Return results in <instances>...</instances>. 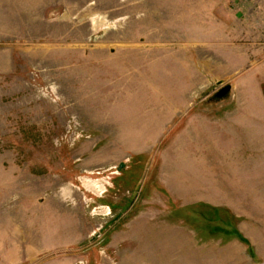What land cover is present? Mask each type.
I'll use <instances>...</instances> for the list:
<instances>
[{
  "label": "rangeland",
  "instance_id": "obj_1",
  "mask_svg": "<svg viewBox=\"0 0 264 264\" xmlns=\"http://www.w3.org/2000/svg\"><path fill=\"white\" fill-rule=\"evenodd\" d=\"M0 264H264V0H0Z\"/></svg>",
  "mask_w": 264,
  "mask_h": 264
},
{
  "label": "water",
  "instance_id": "obj_2",
  "mask_svg": "<svg viewBox=\"0 0 264 264\" xmlns=\"http://www.w3.org/2000/svg\"><path fill=\"white\" fill-rule=\"evenodd\" d=\"M231 91V86H226L223 88L217 95V98H223L225 95H227Z\"/></svg>",
  "mask_w": 264,
  "mask_h": 264
}]
</instances>
